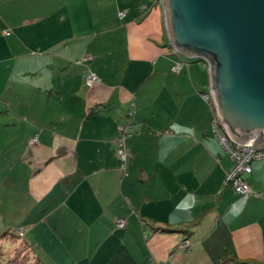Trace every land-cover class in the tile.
Returning <instances> with one entry per match:
<instances>
[{
	"label": "crops",
	"instance_id": "0c3cea01",
	"mask_svg": "<svg viewBox=\"0 0 264 264\" xmlns=\"http://www.w3.org/2000/svg\"><path fill=\"white\" fill-rule=\"evenodd\" d=\"M209 86L155 0H0V241L38 264H264V159L251 194L225 184Z\"/></svg>",
	"mask_w": 264,
	"mask_h": 264
},
{
	"label": "water",
	"instance_id": "95a60500",
	"mask_svg": "<svg viewBox=\"0 0 264 264\" xmlns=\"http://www.w3.org/2000/svg\"><path fill=\"white\" fill-rule=\"evenodd\" d=\"M178 57L205 63L223 132L264 150V0H161Z\"/></svg>",
	"mask_w": 264,
	"mask_h": 264
},
{
	"label": "built area",
	"instance_id": "2783aa9c",
	"mask_svg": "<svg viewBox=\"0 0 264 264\" xmlns=\"http://www.w3.org/2000/svg\"><path fill=\"white\" fill-rule=\"evenodd\" d=\"M155 1L161 3V0ZM123 15V13L119 14V16L121 17ZM182 67V62H176L172 68V71L174 73H179ZM98 82L99 78L94 73H87L85 77V84L87 87H92L95 83ZM201 98L209 105L212 112V118L210 121L212 134L217 139V141L233 163L232 168L226 173L225 184L229 185L239 195L246 196L251 194L250 189L247 187L244 181V176L251 173V163L253 161L264 159V150H258L256 147H253L255 139L249 146H242L227 137L223 132L218 117L215 114L210 90L202 93ZM129 114L132 115L133 113ZM120 132L121 135L117 141L116 154L120 159L122 169L124 170L125 163L127 162L129 155V149L127 147L129 134L125 129H120ZM115 224L119 229H123L125 227V221L122 219H117ZM20 235H22L21 232H19V236ZM187 245L188 242L185 241L183 243V246L187 247Z\"/></svg>",
	"mask_w": 264,
	"mask_h": 264
},
{
	"label": "rangeland",
	"instance_id": "374dc122",
	"mask_svg": "<svg viewBox=\"0 0 264 264\" xmlns=\"http://www.w3.org/2000/svg\"><path fill=\"white\" fill-rule=\"evenodd\" d=\"M0 244L4 246H0V264H38L31 252L23 245L16 244L15 247H12L2 241Z\"/></svg>",
	"mask_w": 264,
	"mask_h": 264
}]
</instances>
